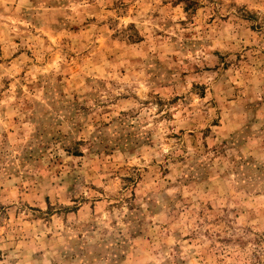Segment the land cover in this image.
Masks as SVG:
<instances>
[{"label": "rangeland", "instance_id": "1", "mask_svg": "<svg viewBox=\"0 0 264 264\" xmlns=\"http://www.w3.org/2000/svg\"><path fill=\"white\" fill-rule=\"evenodd\" d=\"M0 264H264V0H0Z\"/></svg>", "mask_w": 264, "mask_h": 264}]
</instances>
